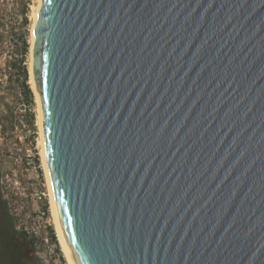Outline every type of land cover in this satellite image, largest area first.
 <instances>
[{
	"label": "water",
	"instance_id": "1",
	"mask_svg": "<svg viewBox=\"0 0 264 264\" xmlns=\"http://www.w3.org/2000/svg\"><path fill=\"white\" fill-rule=\"evenodd\" d=\"M32 55L78 264H264V0H42Z\"/></svg>",
	"mask_w": 264,
	"mask_h": 264
},
{
	"label": "rangeland",
	"instance_id": "2",
	"mask_svg": "<svg viewBox=\"0 0 264 264\" xmlns=\"http://www.w3.org/2000/svg\"><path fill=\"white\" fill-rule=\"evenodd\" d=\"M35 1L0 0V194L15 226L20 223L24 210L31 207L29 194L34 189L45 192L48 203L37 146V104L28 83L29 15ZM23 5L26 23L22 21ZM23 38L28 44L26 49ZM23 81L31 90L30 96L23 89ZM60 254L63 259L50 264H67L61 250Z\"/></svg>",
	"mask_w": 264,
	"mask_h": 264
},
{
	"label": "built area",
	"instance_id": "3",
	"mask_svg": "<svg viewBox=\"0 0 264 264\" xmlns=\"http://www.w3.org/2000/svg\"><path fill=\"white\" fill-rule=\"evenodd\" d=\"M30 208L24 210L16 228L22 230L33 244L35 254L43 264L61 261V254L51 238V215L49 206L45 208L46 194L34 189L29 194ZM55 233V232H54Z\"/></svg>",
	"mask_w": 264,
	"mask_h": 264
},
{
	"label": "trees",
	"instance_id": "4",
	"mask_svg": "<svg viewBox=\"0 0 264 264\" xmlns=\"http://www.w3.org/2000/svg\"><path fill=\"white\" fill-rule=\"evenodd\" d=\"M22 21L27 22L26 6L21 9ZM23 48H27V42L23 38ZM26 77V70L24 72ZM25 80V79H24ZM25 93L30 96L31 90L28 84L22 83ZM48 203L45 202V208ZM51 238L57 245V250L60 252L57 238L54 230L51 228ZM61 259L62 256H61ZM0 264H43L35 254L33 244L28 240L22 230L16 228L14 219L9 214L4 200L0 194Z\"/></svg>",
	"mask_w": 264,
	"mask_h": 264
},
{
	"label": "bare ground",
	"instance_id": "5",
	"mask_svg": "<svg viewBox=\"0 0 264 264\" xmlns=\"http://www.w3.org/2000/svg\"><path fill=\"white\" fill-rule=\"evenodd\" d=\"M41 4H42V0H36L35 3L30 7L29 18L31 20V25H30V34H29L30 61H29V68H28V73H29L28 83L30 85V88L33 91L35 102L37 104V125H38V129H39L38 130L39 137L37 140V146L39 148L41 166H42V169L44 172L45 183L47 186L48 205H49L50 215L52 218L54 232H55L58 244L60 246V250L62 252V255L66 260V263L67 264H78L76 258L74 257L73 253L71 252L70 248L68 247L67 243L65 242V240H64V238L60 232L58 216H57L52 186H51L49 172H48L47 160H46V147H45L44 134H43V129H42L43 112H42V108H41L40 98H39V95H38L37 90H36V84H35L33 71H32V63H33L32 50H33V41H34V26L37 22L38 11L40 10Z\"/></svg>",
	"mask_w": 264,
	"mask_h": 264
}]
</instances>
